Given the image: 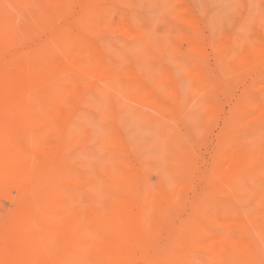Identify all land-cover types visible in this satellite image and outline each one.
Here are the masks:
<instances>
[{"label": "rangeland", "instance_id": "1", "mask_svg": "<svg viewBox=\"0 0 264 264\" xmlns=\"http://www.w3.org/2000/svg\"><path fill=\"white\" fill-rule=\"evenodd\" d=\"M0 264H264V0H0Z\"/></svg>", "mask_w": 264, "mask_h": 264}, {"label": "bare ground", "instance_id": "2", "mask_svg": "<svg viewBox=\"0 0 264 264\" xmlns=\"http://www.w3.org/2000/svg\"><path fill=\"white\" fill-rule=\"evenodd\" d=\"M34 13H35V12H34ZM18 67H19V66H18ZM26 71H27V70H26ZM33 72H34V71H33ZM10 75H11V74H10ZM19 75H20V74H19ZM9 83H10V82H9ZM5 84H7V83H4L3 85H5ZM14 84H15V83H14ZM6 88H7V87H6ZM5 90H6V89H5ZM5 90H4V95H5V92H6ZM4 95H3V96H4ZM165 133H166V132H165ZM127 202H128V201H127ZM126 205H128V204H126ZM5 245H6V244H5ZM7 245H9V244H7ZM10 246H11V245H10ZM10 246H9V247H10ZM7 247H8V246H7ZM7 247H6V248H7ZM9 247H8V248H9ZM10 248H11V247H10ZM10 248H9L8 250H10ZM11 251L13 252V250H11ZM11 251H10V252H11ZM19 253H20V252H19Z\"/></svg>", "mask_w": 264, "mask_h": 264}]
</instances>
